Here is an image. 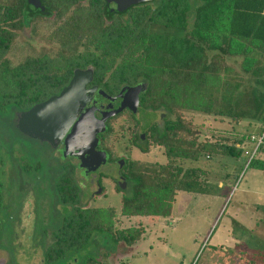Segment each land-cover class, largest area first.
<instances>
[{
	"label": "trees",
	"instance_id": "1",
	"mask_svg": "<svg viewBox=\"0 0 264 264\" xmlns=\"http://www.w3.org/2000/svg\"><path fill=\"white\" fill-rule=\"evenodd\" d=\"M40 2L46 13L27 0H0V112H26L58 95L75 70L90 68L92 85L109 97L124 86L144 85L139 107L160 117L141 133L144 141L137 119L128 117L130 149L147 155L151 147L160 148L166 161H126L119 171L126 188L115 185L121 193L118 214L113 207L81 204L78 164L64 158L54 184L63 211L54 213L53 203L59 223L42 231L43 261H65L102 237L114 246L112 252L82 263L98 264L143 239L144 228H120V218H168L177 192H209L208 170L184 167V161L240 157L253 129H264V0H151L118 14L104 0ZM27 28L46 50L14 65L8 54ZM187 113L247 121L250 134L206 137ZM108 128L104 136L111 134ZM256 154L249 166L264 171V143ZM38 168L24 165L22 171ZM2 196L0 181V209Z\"/></svg>",
	"mask_w": 264,
	"mask_h": 264
},
{
	"label": "rangeland",
	"instance_id": "2",
	"mask_svg": "<svg viewBox=\"0 0 264 264\" xmlns=\"http://www.w3.org/2000/svg\"><path fill=\"white\" fill-rule=\"evenodd\" d=\"M11 1V0H1ZM46 47L30 28L20 33L8 59L16 65L26 57L45 52ZM16 112H0V167L3 207L0 209V264H45L47 245L42 231L52 230L59 223L57 215L63 208L57 205L54 184L65 162L63 152L46 145L34 144L16 130ZM201 134L206 137L248 135L247 121L239 124L228 119L209 118L187 113ZM141 134L150 124L159 122L158 113L140 109L135 117ZM205 122L210 126L206 128ZM112 131L104 141L113 156L139 161L164 163L160 148L151 147L145 155L128 146V120L115 119ZM253 128H251L252 131ZM253 134H256L253 129ZM253 145L245 143L244 149ZM257 155V154H256ZM255 155V157H256ZM254 157V158H255ZM78 164V161L72 160ZM248 158L217 157L198 162L184 161V167L208 170L209 192L193 195L177 192L168 218H120L118 227L144 228L143 239L113 252L100 264H264V171L247 164ZM39 166L24 174L22 166ZM116 164L101 167L90 178L78 169L77 179L83 190L81 204L93 207H113L119 213L121 193L115 189L118 180ZM101 180L100 194L96 181ZM53 203L56 211L53 213ZM114 246L99 237L83 250L56 264H82L88 257L112 252ZM110 252V253H111ZM101 256V255H100ZM98 263V264H99Z\"/></svg>",
	"mask_w": 264,
	"mask_h": 264
},
{
	"label": "water",
	"instance_id": "3",
	"mask_svg": "<svg viewBox=\"0 0 264 264\" xmlns=\"http://www.w3.org/2000/svg\"><path fill=\"white\" fill-rule=\"evenodd\" d=\"M111 14L123 13L129 8L151 0H104ZM41 13H46L40 0H27ZM93 81V70H75L69 84L56 96L33 106L30 110L16 117V128L24 136L49 144L53 149L63 143L64 158L73 157L79 161V169L85 176L96 172L107 161L105 151L97 150L98 135L106 131V122L120 114L125 108L136 113L139 106V94L145 89L143 85L121 89L118 98L122 101L115 110L101 113L96 118L97 108L86 107L97 92L96 86L87 89ZM98 94L113 102L117 97H109L102 90ZM123 161H120L119 165ZM121 166V165H120ZM126 184L121 183V189ZM98 189L96 194H100Z\"/></svg>",
	"mask_w": 264,
	"mask_h": 264
},
{
	"label": "flooded vegetation",
	"instance_id": "4",
	"mask_svg": "<svg viewBox=\"0 0 264 264\" xmlns=\"http://www.w3.org/2000/svg\"><path fill=\"white\" fill-rule=\"evenodd\" d=\"M142 85V84H141ZM95 85H92V83H90L89 85H87V89H89V88H91V87H94ZM144 86V85H143ZM97 87V86H96ZM127 86H124V87H122L121 89H123V88H126ZM133 87H135V86H133ZM98 88V87H97ZM121 89H120V91H121ZM98 90H99V88H98ZM98 90H97V92H95V94L93 95V97H92V100H91V102L86 106V107H90V106H95L96 108H97V111L95 112V116H96V118H101V113L102 112H105V111H111V110H115V109H117L118 107H119V105H120V103H121V99L120 98H118L117 96H118V94L120 93V91H119V93L115 96V97H117L116 98V100L115 101H113V102H109L108 100H106V99H100L99 97H98ZM139 110H140V107L138 106V110H137V112L136 113H138L139 112ZM136 113H132V111L130 110V109H128V108H125L120 114H118L117 116H115V117H113V118H110L109 120H107V122H106V127L108 128V127H110V129H111V132H113L112 130V127H111V124H112V122L115 120V119H118V118H121V117H123L124 119H127L128 120V117H130V115H134L135 117H136ZM109 129V128H108ZM126 130L128 131V128H126ZM104 134H105V132L103 133V134H101V135H98V139H99V143H98V148H97V150H100V151H105L106 152V154H107V161H106V163L103 165V166H101V167H106V166H111V165H114V164H116L117 166H118V170H117V174H118V180H116L115 178H113V180H114V183H115V185H118V186H120L121 187V183H123L122 181V177L120 176V173H119V171L121 170V168H123V166L125 165V163H126V159H123V158H121V157H118V156H113L110 152H109V150L107 149V148H105L104 147V141L108 138V136H104ZM139 138L141 139V141H144V135L142 134H140L139 135ZM40 143H45V142H40ZM128 143H129V140H128ZM48 146L50 147V148H52L49 144H48ZM129 147H130V145H129ZM53 149V148H52ZM63 149H64V146H63V143H60L58 146H57V148H55V149H53V150H56V151H58V152H60V151H62L63 152ZM69 159H73V160H75V161H78L77 159H75V158H73V157H70ZM120 161H123L120 165H119V163H120ZM79 162V161H78ZM78 165H79V163H78ZM100 167V168H101ZM99 168V169H100ZM78 169H79V167H78ZM81 170V169H80ZM83 171V170H82ZM96 173V172H95ZM95 173H90V174H88L87 175V178H90V176H92V175H94ZM126 184V183H125ZM96 186H98V189H102V191L105 189L104 187H101V184L99 183V180H97L96 181ZM125 188H126V186H125ZM125 188L124 189H122V191H124L125 190Z\"/></svg>",
	"mask_w": 264,
	"mask_h": 264
},
{
	"label": "built area",
	"instance_id": "5",
	"mask_svg": "<svg viewBox=\"0 0 264 264\" xmlns=\"http://www.w3.org/2000/svg\"><path fill=\"white\" fill-rule=\"evenodd\" d=\"M250 142L253 147L249 150H245L244 155L248 158L247 164L255 157L259 146L264 143V129L260 133H256L250 136Z\"/></svg>",
	"mask_w": 264,
	"mask_h": 264
}]
</instances>
